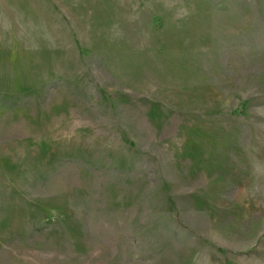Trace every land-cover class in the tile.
I'll return each mask as SVG.
<instances>
[{
	"label": "rangeland",
	"instance_id": "1",
	"mask_svg": "<svg viewBox=\"0 0 264 264\" xmlns=\"http://www.w3.org/2000/svg\"><path fill=\"white\" fill-rule=\"evenodd\" d=\"M0 264H264V0H0Z\"/></svg>",
	"mask_w": 264,
	"mask_h": 264
}]
</instances>
